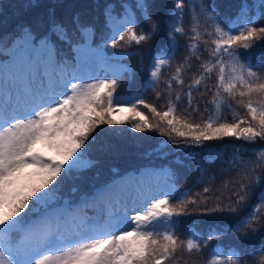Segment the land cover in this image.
I'll return each instance as SVG.
<instances>
[{"label":"snow or ice","instance_id":"1","mask_svg":"<svg viewBox=\"0 0 264 264\" xmlns=\"http://www.w3.org/2000/svg\"><path fill=\"white\" fill-rule=\"evenodd\" d=\"M89 7L88 13L72 12L61 20L57 6H51L46 17L20 26L8 58L0 61V264H175L178 254L184 253L198 264L194 258L202 249L230 230L241 243L229 246L226 253L217 246L206 264H252L245 253L253 259L257 254L264 257V240L258 249L255 244L243 247L264 236V147L251 150L255 159L248 160L238 155L247 150L236 147L235 175L217 189L219 197L209 187L192 197L167 183L168 190L162 194L138 185L127 191L108 187L86 196L76 207L60 196L66 178H76L95 165L89 151L99 135L92 133L100 125L127 122L135 132L175 133L196 146L224 138L249 144L264 141V63L255 66L258 70L251 63L255 55L264 57V44L256 48V42L264 40V26H256L264 16L260 11L264 0H256L255 13L242 3L234 20H222L214 2L201 4L190 36L183 26L185 0H174L166 21L167 43L151 55L145 81V90H156L162 69L176 59L177 35L187 38L184 59L166 81L165 111L145 102L142 94L128 98L116 94L118 82L133 72L118 61L141 56L139 46L161 32L150 11L154 5L148 0L134 4L121 0L117 12L111 0H97ZM200 15L211 30L200 31ZM201 40L212 45L204 49L206 60L199 53ZM61 44L74 55H62ZM109 44L131 50L110 57L105 51ZM3 48L0 44V51ZM253 48L256 51L249 52ZM193 58L199 61V75L183 95L173 99V84L183 89L182 74L186 66H194ZM98 69L104 70L103 78L96 75ZM213 73L215 85H205L206 91L199 93L204 97L211 92V99L194 104V93ZM185 102L186 112L199 113L201 103L212 108H204L209 113L206 119L189 122L177 114V104ZM141 105L159 122L152 123L140 111ZM125 107L131 117L116 119L115 110L123 112ZM223 108L231 109V120L222 117ZM224 190L230 193L226 199ZM189 205L202 216L224 214L225 220L229 216L232 220L224 223L217 217L206 239L196 232L181 239L178 218L190 214ZM92 206L99 209L97 214L84 215L82 208ZM258 264H264V259Z\"/></svg>","mask_w":264,"mask_h":264},{"label":"trees","instance_id":"2","mask_svg":"<svg viewBox=\"0 0 264 264\" xmlns=\"http://www.w3.org/2000/svg\"><path fill=\"white\" fill-rule=\"evenodd\" d=\"M96 2L97 0H0V44L4 45L3 51H0V61L8 58L7 52L16 42L14 38L21 31L20 26L32 23L37 18L46 17L51 6H57L58 19L66 20L72 12H90L89 6L94 5ZM99 2L104 3L105 0H99ZM111 2L117 5L116 10L120 12L119 4L121 0H111ZM134 2L135 0H127L129 4H134ZM148 2L154 5L150 11L156 22L161 25V32L150 43L139 46L141 56L128 57L118 61V63L130 67L133 72L131 76L124 75L118 82L116 94L125 98L142 94L145 102L155 105L159 111H165L169 95L166 90V81L174 73L179 63L183 61L187 51L185 45L188 40L177 35L176 42L179 45V51L176 54L175 61L171 67L162 69L161 81L155 91L152 89L145 90L151 55L155 53V50L161 44L167 43L169 28L166 21L169 9L174 7V0H148ZM212 2L216 4L222 20L228 18L234 20L240 5L244 2L251 7L252 13L256 12L254 7L256 0H185L186 8L183 26L189 36L191 35V27L195 23L193 16L200 14V5L207 6ZM260 11L264 12V8H261ZM137 16L139 17L138 12ZM140 23L143 25V20ZM199 25L201 32L205 28L211 30V27L205 24V18L202 15L199 17ZM256 26H264V16L257 21ZM99 42V36H97L96 43ZM198 43L201 58L203 60L208 59V53L204 49L212 47V45L210 42L205 44L203 40ZM261 44H264V40L257 41L256 48ZM59 47L62 49V55L68 57L74 55L69 51L67 45L61 44ZM136 47L133 46V48ZM256 48L250 49L249 52H255ZM130 50L114 47L111 44L105 49L106 54L110 57L119 52ZM243 51L241 49V52ZM198 63L199 61L193 58L191 64L194 66L191 68L185 67L182 74V78L185 81L183 89H181V86L173 84L171 93L173 99L177 94L183 95L187 91V85L192 82L194 77L199 75L200 69L196 67ZM251 63L254 66L253 70H258L255 66L264 63V57L255 55L252 57ZM100 70L98 69L97 72ZM96 75L99 78L104 76L103 74ZM215 82L216 77L215 73H213L210 80L199 86V92L194 93L193 103L196 104L200 99L210 100L211 92H208L204 97H201L199 93L206 91L205 85L213 87ZM157 92L160 93L159 99H157ZM186 107V102L178 103L177 114L187 117L189 122L199 123L201 119H206L209 115V113L204 112V108L208 107L211 109L212 105L207 103L199 104V113L186 112ZM236 107L233 104V108ZM237 110L242 115L246 111L242 108H237ZM140 111L147 115L152 123L159 122V117H153V114L148 109L143 108L142 105L140 106ZM116 113L119 115L118 117L115 116L118 120L131 117L126 107L123 112L117 108L114 115ZM221 114L222 117H226L229 120L232 119L231 109L223 108ZM97 133L99 135L89 151V155L95 161V165L82 173L76 174V178H66L61 187L60 196L62 201L71 202L73 207L80 205L83 198L99 192L104 186L118 182L124 177L132 176L144 180L154 194H162L163 191H167L168 189L165 186L167 183L174 185V191L190 192L192 197H196L197 193H202L205 187H209L213 190L212 194L219 197L220 193L217 189H223L224 183L235 175L233 157L236 155V147L239 146L247 150L238 154L245 160L255 159V155L251 150L264 147V141L249 144L235 138L204 141L200 146H196L191 142H185V138L177 137L175 133L161 135L159 131L135 132L131 130L130 124L127 122L112 126L100 125L92 135L96 136ZM167 176H171L172 179L167 180ZM229 188H231V185H229ZM229 194L228 190H224L225 199ZM172 203L175 204L176 201L173 200ZM193 207L189 205L190 214L178 218L180 223L177 228V234L181 239L187 238L192 232H196L206 239L209 227L218 222L217 217H220L221 222L224 223H230L232 220L230 216L225 220L224 214L202 216L198 212H192ZM261 240H264V236L258 235L253 240L244 243L243 247L248 248L249 244H255L258 249ZM240 243L230 230L226 237H220L209 242L208 246L203 248L202 252L194 259L198 261V264H206L208 254L217 246L222 252L226 253L229 246H236ZM245 258L252 261V264H258L259 260L264 259L259 254L253 259L247 253H245ZM175 264H193V259L189 258L186 253L178 254Z\"/></svg>","mask_w":264,"mask_h":264},{"label":"rangeland","instance_id":"3","mask_svg":"<svg viewBox=\"0 0 264 264\" xmlns=\"http://www.w3.org/2000/svg\"><path fill=\"white\" fill-rule=\"evenodd\" d=\"M96 74H98V72ZM115 116L118 117L119 115L116 113ZM137 185L142 187L146 192L150 191L148 185L144 182V180L138 179L136 176L124 177L118 182H113L111 184H108V185L104 186L101 190H103L105 187H113V186H115L117 188H122L125 191H127V190H130V189L134 190ZM98 210L99 209L97 207H95V206L82 208L83 214L87 215L88 217L95 216L97 214Z\"/></svg>","mask_w":264,"mask_h":264},{"label":"bare ground","instance_id":"4","mask_svg":"<svg viewBox=\"0 0 264 264\" xmlns=\"http://www.w3.org/2000/svg\"><path fill=\"white\" fill-rule=\"evenodd\" d=\"M105 188H108V187H105ZM105 188H104V189H105Z\"/></svg>","mask_w":264,"mask_h":264}]
</instances>
